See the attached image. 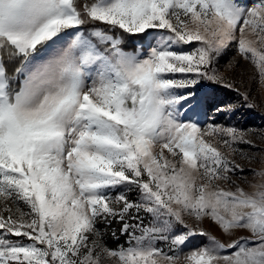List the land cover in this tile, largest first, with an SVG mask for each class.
Instances as JSON below:
<instances>
[{"label": "snow or ice", "instance_id": "6c2138e0", "mask_svg": "<svg viewBox=\"0 0 264 264\" xmlns=\"http://www.w3.org/2000/svg\"><path fill=\"white\" fill-rule=\"evenodd\" d=\"M232 48L264 87V0H0V264H264V148L199 120L256 107Z\"/></svg>", "mask_w": 264, "mask_h": 264}, {"label": "rangeland", "instance_id": "374dc122", "mask_svg": "<svg viewBox=\"0 0 264 264\" xmlns=\"http://www.w3.org/2000/svg\"><path fill=\"white\" fill-rule=\"evenodd\" d=\"M141 40L142 38L138 35L129 36L127 38V43L129 45L128 50H131V45L141 42ZM234 58L238 61V64L234 69H230L229 62L233 61ZM217 68L227 78H234L238 83L243 80L242 90H248L250 92L252 102L256 107H246L241 97L234 91L221 85L205 82L200 88V92L203 96L208 98L209 104L207 116L201 115L199 117L201 126L214 123L244 130L249 133V138L253 140L256 145L260 148H264V87H261L258 80L254 78L253 67L243 60H240L239 57H237L235 48H232L220 58ZM225 105H235L236 108L231 113L215 112V108ZM262 166L264 165L259 162V159L249 165V167L253 169H259ZM248 179L253 180L251 172L248 174ZM245 187L247 190H251L247 188V185H245ZM204 228L211 231L213 234L219 235L218 229L210 223L206 222ZM243 235H247V233H243ZM106 242L109 247L115 248L118 244L124 242V237H121L120 240L117 241L109 234L106 237ZM202 242L200 237H196L192 240L190 247H196Z\"/></svg>", "mask_w": 264, "mask_h": 264}]
</instances>
